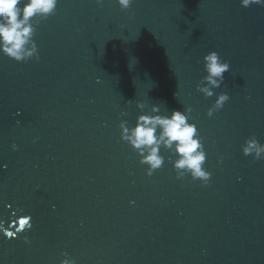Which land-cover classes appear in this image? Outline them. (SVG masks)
I'll list each match as a JSON object with an SVG mask.
<instances>
[{
	"label": "water",
	"instance_id": "obj_1",
	"mask_svg": "<svg viewBox=\"0 0 264 264\" xmlns=\"http://www.w3.org/2000/svg\"><path fill=\"white\" fill-rule=\"evenodd\" d=\"M34 39L38 62L0 54V264H264V160L240 147L264 144V8L59 0ZM212 50L230 99L209 118L196 83ZM137 101L192 107L207 186L177 180L167 153L145 174L120 139Z\"/></svg>",
	"mask_w": 264,
	"mask_h": 264
},
{
	"label": "clouds",
	"instance_id": "obj_2",
	"mask_svg": "<svg viewBox=\"0 0 264 264\" xmlns=\"http://www.w3.org/2000/svg\"><path fill=\"white\" fill-rule=\"evenodd\" d=\"M95 2L102 6L104 0ZM239 2L244 8L252 5L264 8V0ZM58 3L59 0H0V54L17 63H26L29 60L38 62L40 55L34 39L36 28L55 14ZM115 3L122 11H127L133 0H115ZM198 63H202L205 75L196 83V91L205 99L215 95L214 102L206 112L207 117L211 118L230 99L227 92H215V89L225 83L224 74L230 71V62L212 50ZM136 107L139 114L134 126H130L127 120L119 123L120 139L137 154L139 163L146 166L145 174L151 177L161 169L166 160L163 153H167V162L175 172L177 180L190 178V181L198 180L202 186H207L212 173L205 167L207 152L204 138L191 115L192 107L189 105L183 111L173 109L168 113H162L159 104L148 105L137 101ZM120 115L124 116L126 113L121 112ZM240 147L244 156L251 155L254 160H264V144L259 143L254 135L245 139ZM22 221L28 223L27 219H22L21 226L27 224ZM7 235L13 236L15 233L8 232ZM23 240L25 244L30 243L27 236ZM60 264H76V261L65 258Z\"/></svg>",
	"mask_w": 264,
	"mask_h": 264
},
{
	"label": "snow or ice",
	"instance_id": "obj_3",
	"mask_svg": "<svg viewBox=\"0 0 264 264\" xmlns=\"http://www.w3.org/2000/svg\"><path fill=\"white\" fill-rule=\"evenodd\" d=\"M23 223H27L26 221H22Z\"/></svg>",
	"mask_w": 264,
	"mask_h": 264
}]
</instances>
